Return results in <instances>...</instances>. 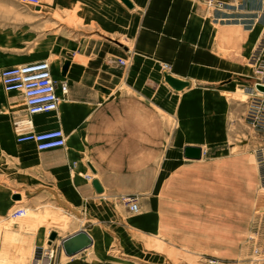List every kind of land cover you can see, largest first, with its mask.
Instances as JSON below:
<instances>
[{"label":"crops","instance_id":"obj_1","mask_svg":"<svg viewBox=\"0 0 264 264\" xmlns=\"http://www.w3.org/2000/svg\"><path fill=\"white\" fill-rule=\"evenodd\" d=\"M46 1L60 16L50 15L49 22L66 24L63 17L76 8L82 31L69 36L58 28L46 34L50 39L55 34L44 52L51 56L52 75L67 79L69 89L57 111L32 115L35 130L61 127L66 149L63 156L35 154L34 143L17 142L9 114L22 104V94L5 96L0 85V149L17 158L22 174L0 177V223L11 207L30 202L38 187L30 184L32 172L45 183L37 189L86 218V225L61 236L85 229L92 244L84 250L106 251L111 237L122 241L116 234L127 232V226L156 232L164 215H169L172 237L178 231V238L193 241L182 246L226 247L228 232L242 229L239 217L258 184L250 150L223 142L230 120L243 119L245 104L230 92L246 89L251 81L246 56L264 24V0H224L215 10L194 0H130L132 6L122 0ZM12 3V15L27 20L24 32L30 38V8L20 0ZM89 24L91 33H83ZM116 56H128V63L118 65ZM160 62L188 85L171 87L162 78ZM186 144L200 145L202 156L185 157ZM71 160L74 168H85L90 160L96 167L90 174L101 188L81 172L74 176L70 169L68 175ZM132 190L141 193V211L114 223L119 215L110 197ZM0 227L1 237L10 235ZM20 231L26 248L30 232H14ZM12 248L1 238V253L9 258Z\"/></svg>","mask_w":264,"mask_h":264},{"label":"rangeland","instance_id":"obj_2","mask_svg":"<svg viewBox=\"0 0 264 264\" xmlns=\"http://www.w3.org/2000/svg\"><path fill=\"white\" fill-rule=\"evenodd\" d=\"M13 1L16 0H3V4H0V35H2V39H0V70L6 65L44 57L51 59V56L44 54V52L49 49V43L54 39L55 34L51 39L46 36L50 30L61 28L63 33L65 32L69 36L79 35L82 32L81 24L77 23L80 19L76 16V8H73L67 14V18L63 17V20L67 19L66 24H60L49 22V19H51L50 15L56 17L57 20L60 19V16L57 10L55 11L53 7L51 8L48 6L49 4L46 0H40L37 4L20 2L21 6L30 8L29 38L26 32H24L26 30L25 25L27 20L21 19L20 17L17 19L12 15V8L8 7L13 4ZM50 26L51 29L48 28ZM91 29V24L85 25V29L83 30L86 31L83 33H91ZM17 32H19V34H17ZM12 35L15 38H12ZM120 42L125 41L121 39ZM248 55L246 56V63L249 66L247 62ZM159 65L160 68H163L161 62ZM162 78L164 80L163 76ZM0 85L2 86L1 81ZM243 86L244 85H241L240 87ZM2 91L5 96L11 95L3 86ZM247 92V88L241 90L236 89L234 92H230V94L245 104ZM21 103V105L17 104L14 106L13 111L9 114L11 127L13 115L17 112H21L23 108V99ZM173 123H175V121H173ZM262 142H264L263 133L249 128L243 119L242 121L241 119H231L230 124L228 123V135H226L223 143L239 144L249 149L251 161L255 166L253 148ZM65 149L66 146L63 147V149L55 148L45 151L35 150L34 152L35 154L40 152L55 153L57 156H63ZM212 155V153H206L207 157ZM16 160V157L12 158V154L2 152L0 149V177L17 178L22 175L17 168L20 164H18ZM75 162L76 161L71 160L69 164L70 168H68V175L69 170L72 169V175L76 176L81 172L82 174H80V176L90 182L83 174H93V171H96V167L88 160L84 163L85 168H74ZM31 173V185L39 187V185L45 184L42 177H35ZM256 185L251 200L248 202V207H246V209L244 208L243 215L239 217L242 222V229L234 231L233 233L228 232L226 247L182 246L193 243V241L191 239L182 240L178 238L177 236L180 237L181 235V233H177L178 231H175V236L172 237V225L170 221L167 220V218L169 219V215H164L162 217H166V219H164V222L162 221L159 230L156 232L152 231L145 233L127 226V232L122 235L119 232L116 234L118 237L120 236L122 241L119 242L118 239L111 237L110 244L106 251L99 253L94 250L93 247H90L74 255H70V257L69 255H65L61 248V236L68 233L76 226L86 225L88 222L85 220V217H81L73 210L61 205L55 200L53 194L45 191L42 192L37 189V187L35 189L37 192L32 190L33 193L30 195V202L23 204L24 208L31 207V209L27 210L26 217L13 218L7 216L6 219L0 223L10 233V235L7 232L2 233L1 237L0 232V243L1 238L11 241L13 245L12 250L14 252L12 256L8 258L7 254H3L0 251V264H16L17 262L21 264H31L33 247L35 243H37L34 242L35 237L38 239L37 241L39 244H45V242L49 240L48 236L50 230L53 229L56 230L57 233L56 237L51 242L58 244L55 264H264V189H259L257 195ZM150 188L152 190L151 197L153 199V183H151ZM132 191L131 194H136L139 200V210L136 212H131L128 209V211H125L124 207L121 205L120 196L125 193L116 192L113 197H110L109 200L112 202L115 211L119 215V217L116 216L114 223H117L119 218L124 219L128 214L141 211L142 202L139 198L141 193L137 190ZM11 209L12 207L9 210ZM89 222L91 223L93 221ZM19 229L30 232V245L26 248L23 247V244L26 242L24 240L26 239L24 238L25 234L23 235L22 231L14 232Z\"/></svg>","mask_w":264,"mask_h":264},{"label":"built area","instance_id":"obj_3","mask_svg":"<svg viewBox=\"0 0 264 264\" xmlns=\"http://www.w3.org/2000/svg\"><path fill=\"white\" fill-rule=\"evenodd\" d=\"M40 0H20L21 3L37 4ZM205 5L207 10L221 9L224 0H194ZM248 26L252 23H247ZM128 56H116L118 65H126ZM247 62L251 68V81L245 85L248 94L245 99L243 119L254 131L264 134V90L257 84L264 85V24L259 37L251 49ZM0 81L6 91H20L23 99L21 112L15 113L12 119V130L17 142H32L37 150L63 147L66 144V133L61 127L35 130L32 115L39 112L55 111L59 101L68 93L67 79H55L46 58L7 65L0 70ZM254 161L258 173V190L264 189V142L253 148ZM89 173H84L89 176ZM120 201L131 211L139 210L136 194H124ZM24 207L18 206L8 211L9 217H18L24 213ZM58 244L46 241L33 249L31 264H55Z\"/></svg>","mask_w":264,"mask_h":264},{"label":"water","instance_id":"obj_4","mask_svg":"<svg viewBox=\"0 0 264 264\" xmlns=\"http://www.w3.org/2000/svg\"><path fill=\"white\" fill-rule=\"evenodd\" d=\"M126 5L132 6L130 0H122ZM164 80L174 89H182L184 86L188 85V81L185 79H180L175 77L167 71H163ZM257 88L264 90V85L257 84ZM183 155L187 158H200L202 156V147L200 145L186 144L183 146ZM93 184L96 189H100V185L97 180H93ZM14 198L19 197L18 193L13 195ZM56 230H50L48 241L51 242L56 237ZM92 244V238L89 233L80 228L77 231L63 237L60 239V245L65 255H74L77 252L89 247Z\"/></svg>","mask_w":264,"mask_h":264},{"label":"bare ground","instance_id":"obj_5","mask_svg":"<svg viewBox=\"0 0 264 264\" xmlns=\"http://www.w3.org/2000/svg\"><path fill=\"white\" fill-rule=\"evenodd\" d=\"M230 31H231V33H233V32H235V29H232V28H231ZM163 67H164V70L168 72V67H169V65H168V64H164ZM245 88H246V87H245ZM56 111H57V110H56ZM49 112H53V111H49ZM66 137H67V135H66ZM83 175H84V174H83ZM88 175H89V176H85V175H84V177L87 178L88 180L92 181V180L94 179L93 176H92L90 173H89ZM97 182H98V180H97ZM25 215L27 216V209H24V213H23L22 215L18 216V217H22V216H25ZM26 216H25V217H26ZM19 219H21V218H19ZM48 242H49V241H48ZM49 243H50V242H49ZM69 257H70V256H69ZM31 263H32V261H31ZM41 264H47V260H46V259H43L42 262H41Z\"/></svg>","mask_w":264,"mask_h":264}]
</instances>
